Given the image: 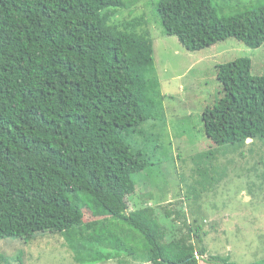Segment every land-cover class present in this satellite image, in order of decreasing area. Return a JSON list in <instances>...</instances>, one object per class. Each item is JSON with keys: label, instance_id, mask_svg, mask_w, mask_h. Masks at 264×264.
I'll use <instances>...</instances> for the list:
<instances>
[{"label": "trees", "instance_id": "1", "mask_svg": "<svg viewBox=\"0 0 264 264\" xmlns=\"http://www.w3.org/2000/svg\"><path fill=\"white\" fill-rule=\"evenodd\" d=\"M218 1L160 0L153 9L164 34L190 53L229 38L261 47L264 3L221 17ZM132 4L0 0V240L50 233L70 248H110L149 264H235L208 255L197 219L168 242L153 207L128 212V198L146 186L136 176L154 174L146 147L156 139L142 126L166 119L149 24L122 12ZM251 67L241 58L215 69L223 97L202 122L219 149L264 145V74L251 76ZM211 156H195L199 192L214 182ZM157 193L147 196L156 206L165 190Z\"/></svg>", "mask_w": 264, "mask_h": 264}, {"label": "rangeland", "instance_id": "2", "mask_svg": "<svg viewBox=\"0 0 264 264\" xmlns=\"http://www.w3.org/2000/svg\"><path fill=\"white\" fill-rule=\"evenodd\" d=\"M135 3L122 11L128 18L146 17L152 34L155 71L160 83L165 125L146 122L142 129L156 139L146 147L153 156L150 170L136 179L146 183L137 186L128 198V212L151 206L166 227L171 242L186 233L193 221L207 235L203 244L208 255L228 256L235 264H264V145L256 141L240 150L217 148L206 137L202 116L223 97L216 67L246 58L251 60V76L264 74V44L250 49L229 38L199 52H188L175 37L166 36L154 9L160 0H130ZM264 0H219L215 3L221 17H228ZM262 143V144H260ZM249 144V145H248ZM219 151V152H218ZM218 152V153H217ZM212 155L206 172L214 182L199 192L192 187L201 164L195 156ZM149 155V156H150ZM158 162H160L158 166ZM156 164V165H155ZM213 170V173H211ZM202 194L201 201L192 199ZM162 188L161 191H158ZM165 199L152 203V191ZM158 195L159 197V194ZM205 194V195H203ZM200 206H199V205ZM200 207V209H199ZM85 209V207H83ZM170 211V219L162 212ZM85 222L93 218L86 211ZM179 212L181 216L175 217ZM178 214V213H177ZM3 264H149L122 255L116 257L110 248L84 244L70 248L59 234L37 233L31 240H0ZM200 264H204L200 262Z\"/></svg>", "mask_w": 264, "mask_h": 264}, {"label": "water", "instance_id": "3", "mask_svg": "<svg viewBox=\"0 0 264 264\" xmlns=\"http://www.w3.org/2000/svg\"><path fill=\"white\" fill-rule=\"evenodd\" d=\"M251 142L250 140L247 141V143Z\"/></svg>", "mask_w": 264, "mask_h": 264}]
</instances>
